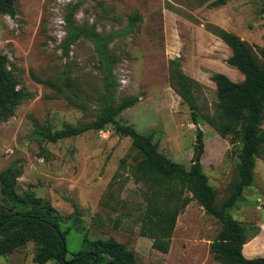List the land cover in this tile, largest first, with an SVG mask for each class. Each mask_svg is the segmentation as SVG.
<instances>
[{"label":"rangeland","instance_id":"obj_1","mask_svg":"<svg viewBox=\"0 0 264 264\" xmlns=\"http://www.w3.org/2000/svg\"><path fill=\"white\" fill-rule=\"evenodd\" d=\"M13 6V16L0 14V55L16 90L28 97L0 121V177L7 172L16 195L30 192L54 211L67 259L89 243L113 240L135 264H220L209 248L221 224L197 201L178 215L167 254L154 251L152 241L140 236L144 198L134 178L137 150L113 125L56 143L43 141L40 130L91 123L112 95L115 106L130 104L115 119L186 169L200 136L202 172L215 190L218 209L238 178L241 136L223 138L213 125L224 119L211 75L223 74L235 84L244 77L226 63L231 52L211 29L235 34L263 62L264 0H13ZM71 6H76L73 24L98 35L105 60L88 38L64 52ZM172 61L196 83L194 108L170 84ZM241 197L229 215L249 239L243 254L263 258L264 161L256 160L253 183ZM3 206L24 210L8 200L0 181V216ZM38 249L29 242L1 256L0 264H37Z\"/></svg>","mask_w":264,"mask_h":264},{"label":"trees","instance_id":"obj_2","mask_svg":"<svg viewBox=\"0 0 264 264\" xmlns=\"http://www.w3.org/2000/svg\"><path fill=\"white\" fill-rule=\"evenodd\" d=\"M75 10L76 6H71L65 17L69 33L62 45L64 52L77 39L88 38L105 60L104 44L98 35L73 24ZM0 14L14 15L13 0H0ZM211 32L231 52L226 63L244 77L241 83L235 84L223 74L211 75V81L217 89L219 117L224 119L213 125L223 138L236 133L241 136L238 178L231 188L230 196L218 209L215 208V190L209 186L202 172V147H196V150H200L198 161L193 159L188 169L168 160L157 152L150 138L115 119L130 104L120 103L115 106L112 95H109L108 104L100 110L93 122L67 125L54 132L46 128L40 130V137L43 141L56 143L88 131H100L109 124L113 125L115 132L128 137L132 147L137 150L139 162L134 167V178L136 183L142 184L144 198L139 234L152 241L151 247L154 251L168 253L178 215L190 202L197 201L207 214L215 217L221 224V229L209 248L217 262L264 264V257L247 259L244 256L243 247L249 241L245 228L229 215V210L242 201L244 189L253 183L256 160L264 161V129L261 127L264 120V49L260 51L262 62L253 48L235 34L219 27H212ZM6 62V57L0 55V121L11 116L13 108L28 97L23 90H16L15 77L7 71ZM171 65L169 81L172 88L194 108L192 92L196 87L195 81L181 72L177 61H172ZM46 84L60 90L56 83ZM109 87L108 83V90ZM191 118L193 124L197 125L194 112L191 113ZM37 124L35 122L36 127H39ZM0 181L8 200L15 207L24 209L11 211L6 210L5 206L2 207L0 257L33 242L39 246L33 259L37 264H46L51 260L57 264H135L133 255L113 240L89 243L67 259L64 234L54 221V211L42 205V201L30 192L16 195L7 172L0 177ZM117 227L116 223L114 228Z\"/></svg>","mask_w":264,"mask_h":264},{"label":"water","instance_id":"obj_3","mask_svg":"<svg viewBox=\"0 0 264 264\" xmlns=\"http://www.w3.org/2000/svg\"><path fill=\"white\" fill-rule=\"evenodd\" d=\"M199 143H200V136L198 135V136L196 137V140H195V145L198 146ZM199 153H200V150L197 149V150H196V153H195V155H194V161H195V162L198 161Z\"/></svg>","mask_w":264,"mask_h":264},{"label":"crops","instance_id":"obj_4","mask_svg":"<svg viewBox=\"0 0 264 264\" xmlns=\"http://www.w3.org/2000/svg\"><path fill=\"white\" fill-rule=\"evenodd\" d=\"M256 237V236H255ZM253 239V238H252ZM252 258V257H251ZM253 259V258H252Z\"/></svg>","mask_w":264,"mask_h":264},{"label":"built area","instance_id":"obj_5","mask_svg":"<svg viewBox=\"0 0 264 264\" xmlns=\"http://www.w3.org/2000/svg\"><path fill=\"white\" fill-rule=\"evenodd\" d=\"M263 203H264V201H263Z\"/></svg>","mask_w":264,"mask_h":264}]
</instances>
